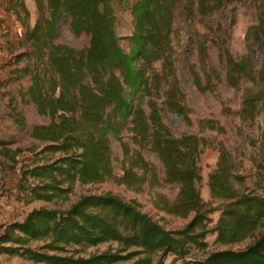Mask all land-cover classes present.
<instances>
[{
  "label": "trees",
  "instance_id": "trees-1",
  "mask_svg": "<svg viewBox=\"0 0 264 264\" xmlns=\"http://www.w3.org/2000/svg\"><path fill=\"white\" fill-rule=\"evenodd\" d=\"M234 1L117 0L130 9L134 22L125 37L126 50L116 31L112 0H35L37 19L33 26L24 23L26 50L16 55L13 72L30 79L27 87L19 88V103L34 104L49 122L30 129L33 140L43 146L29 149L34 157L21 167L18 197L25 202L67 201L77 183L107 180L136 192L146 184H172L178 187L177 195L171 199L159 192L155 206L190 219L180 228L167 229L135 199L111 190L82 194L67 207H36L22 220L5 225L0 253L44 264H165L170 256L169 264H264V195L242 188L240 162L221 141L215 168L208 174L211 200H205L199 162L211 141L197 134L175 135L154 98V91L162 90L163 104L188 118L175 66L176 16H209ZM253 2L257 19L249 27L245 54L235 57L226 50L224 55L227 83L242 90L237 115L243 123H253L264 113V0ZM63 22L76 36L88 34L89 45L57 42ZM194 78L201 88L198 73ZM146 97L149 111L143 104ZM17 100L10 98V113L25 129ZM202 122L224 131L216 120ZM124 131L131 134V143ZM111 138L123 150L121 174L115 172ZM2 146L0 141V151ZM146 149L160 166L146 158ZM210 233L220 245H245L191 257L193 248L208 246ZM103 243L109 247L85 253Z\"/></svg>",
  "mask_w": 264,
  "mask_h": 264
},
{
  "label": "rangeland",
  "instance_id": "rangeland-1",
  "mask_svg": "<svg viewBox=\"0 0 264 264\" xmlns=\"http://www.w3.org/2000/svg\"><path fill=\"white\" fill-rule=\"evenodd\" d=\"M22 3L29 11L25 15ZM116 14V31L121 37V45L128 50L126 36L134 28L133 17L127 6L120 5L117 0H112ZM20 16H18V14ZM35 0H0V141L3 146L0 151V232L4 226L14 221H20L33 208L67 207L82 194L100 193L107 190L122 196L127 200L135 199L142 210L150 213L167 229L182 227L190 219L167 214L159 210L154 199L157 193H164L173 199L178 192V187L164 184L151 188L147 184L141 191H133L113 180L102 183H77L70 199L46 202L34 200L25 202L18 197L17 183L20 178L21 167L30 165L33 161L29 149L39 151L43 143L33 140L30 129L36 123H48L49 118L40 115L34 104L19 103L17 93L21 86L27 87L30 83L29 76L16 77L13 72L16 64V55L26 50L24 44V23L33 26L37 19ZM256 7L253 0H237L226 3L221 9L209 16L195 13L191 18L178 13L175 20L173 43L176 49L175 66L180 85L186 93L185 104L188 109V118L182 117L168 109L162 100V90L154 91V98L161 109L164 122L172 132L182 134H197L205 136L211 145L205 147L200 157V167L203 176L200 188L205 200H211L208 174L215 168L218 160V143L223 142L230 148L240 162V172L245 176L242 188L255 194L264 195V113L256 118L253 123H243L237 115L240 106L242 90L232 88L225 77L226 50L235 57L245 54L248 40L249 27L256 22ZM90 36L83 33L76 36L67 22L60 27L57 42L70 44L77 48L89 45ZM205 44L204 46H202ZM202 47V48H201ZM202 49V50H201ZM21 62L19 65H23ZM194 73L202 79V87L195 83ZM14 96L18 98V110L25 117L27 127L21 129L11 116L9 101ZM148 98L143 104L147 111ZM211 119L218 121L224 131L205 127L202 121ZM124 139L131 143V134L123 132ZM113 151V164L115 172L121 174V162L124 157L119 141L111 138ZM21 148L22 151L18 152ZM146 158L153 160L160 166L158 158L149 150H144ZM218 213L213 215L214 221ZM214 223V222H213ZM216 235L208 234V246L205 249L193 248L191 257L202 258L209 252L225 248H241L245 243L236 245H220L215 242ZM37 245L36 243H33ZM109 247L103 243L89 248L85 253L100 252ZM173 256L168 257L165 264H169ZM0 264H44L36 263L18 255L0 253Z\"/></svg>",
  "mask_w": 264,
  "mask_h": 264
}]
</instances>
